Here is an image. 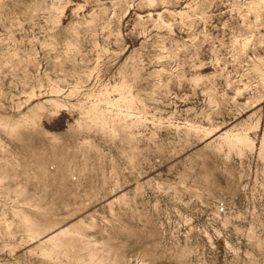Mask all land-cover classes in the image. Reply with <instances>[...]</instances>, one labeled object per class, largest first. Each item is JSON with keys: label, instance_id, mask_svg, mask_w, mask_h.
Returning <instances> with one entry per match:
<instances>
[{"label": "rangeland", "instance_id": "374dc122", "mask_svg": "<svg viewBox=\"0 0 264 264\" xmlns=\"http://www.w3.org/2000/svg\"><path fill=\"white\" fill-rule=\"evenodd\" d=\"M0 264H264V0H0Z\"/></svg>", "mask_w": 264, "mask_h": 264}]
</instances>
